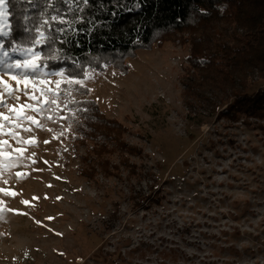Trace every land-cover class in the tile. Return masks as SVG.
I'll use <instances>...</instances> for the list:
<instances>
[{"label":"rangeland","instance_id":"374dc122","mask_svg":"<svg viewBox=\"0 0 264 264\" xmlns=\"http://www.w3.org/2000/svg\"><path fill=\"white\" fill-rule=\"evenodd\" d=\"M188 52L167 43L137 51L127 75L112 68L88 72L87 93H61L55 114L29 112L45 128L25 122L33 131H19L36 146L4 137L27 151L23 165L0 169V187L17 193H0L2 206L13 209L0 218V264H264V134L184 105ZM263 83L255 74L248 92ZM87 98L122 124V139L147 156L152 192L144 180H132L133 191L125 174L106 177L99 167L91 178L81 174L90 167L81 159L84 147L75 150L77 114L68 104ZM21 102L35 103L23 95ZM113 147L100 158L108 165L121 158Z\"/></svg>","mask_w":264,"mask_h":264},{"label":"trees","instance_id":"16d2710c","mask_svg":"<svg viewBox=\"0 0 264 264\" xmlns=\"http://www.w3.org/2000/svg\"><path fill=\"white\" fill-rule=\"evenodd\" d=\"M8 13L11 38L0 37L5 50L13 39L20 43L29 36L25 27H39L55 14L41 0L35 4L28 0L9 3ZM77 15L82 20L54 44L37 47L46 59L47 72L63 68L67 73H78L76 61L87 72L103 73L112 68L127 75L128 60L139 50L149 51L167 43L187 47L189 66L182 78L184 105L191 112L216 114L219 120L254 126L264 134V83L254 93L248 92L255 74L264 82V0H90ZM50 52L59 58H50ZM74 88L87 93V88ZM68 106L77 114L75 150L84 147L87 154L81 159L90 167V171L82 168L81 174L91 178L99 167L106 177L122 180L125 174L133 191L132 180L135 184L144 180L152 192L153 169L146 166L147 156L140 147L122 139L126 128L106 118L98 104L88 98ZM82 108L88 111H78ZM110 145L121 154L112 165L100 159L113 151ZM130 157H137L139 163L131 162ZM155 195L152 200L160 203V196Z\"/></svg>","mask_w":264,"mask_h":264},{"label":"snow or ice","instance_id":"6c2138e0","mask_svg":"<svg viewBox=\"0 0 264 264\" xmlns=\"http://www.w3.org/2000/svg\"><path fill=\"white\" fill-rule=\"evenodd\" d=\"M12 2H17V0H0V37L11 38V25L7 23V16L10 15L8 5ZM28 2L35 4L36 0H28ZM41 2L52 8L55 14L44 19L39 27H25L23 30L29 33V36L20 43L13 39L8 50H5L4 42L0 41V169H12L18 165H23L24 152L27 151L26 148L13 147L9 143V139L4 137L14 140L17 144L36 146L37 140L35 138L24 139L19 131L25 122H30L37 128H45V125L29 112L39 114L51 110L55 114L61 103H63L61 93L70 96L76 85L86 89L84 79L77 77L91 78L83 66L76 61L74 63L80 69L78 73H67L63 68L56 72H43L42 69L47 68L48 65L45 57H42L41 51L37 50L39 45L50 47L59 39L60 35L66 34L67 30L72 29L74 24L80 22L82 17L78 16L77 13H83L85 8L89 6L90 0H51V2L41 0ZM60 5L63 7H60ZM41 15H44V13H41ZM69 16L72 18H66ZM25 19L28 18L25 17ZM49 56L52 59L59 58L58 56H52L51 52ZM50 75L60 77V79L47 81V77ZM41 76L44 77L43 80L40 79ZM5 77L9 79L5 80ZM9 81H15V86ZM37 84L40 86L37 87ZM49 84H54L55 87H50ZM22 95L28 97L29 101H35V103L21 102ZM5 97L8 99H5ZM9 100L15 103H10ZM64 107H67V104H64ZM78 111L87 112L88 109L82 108ZM47 119L53 120V116L49 115ZM63 119H68V117H63ZM47 130L52 131L51 129ZM22 131L31 133L33 129L23 126ZM63 134V131L59 133V135ZM58 138L59 136L53 137V139ZM44 143H50V141L45 140ZM13 152L16 153L15 157L12 155ZM16 175L21 179L24 178L21 173H16ZM2 176L3 171H0V177ZM2 182L7 184L8 180L3 179ZM0 193L4 196L17 195V193L2 187H0ZM22 202L28 204V201ZM3 204L4 201L0 200V218H3L2 214L5 211H13V209L3 207Z\"/></svg>","mask_w":264,"mask_h":264}]
</instances>
